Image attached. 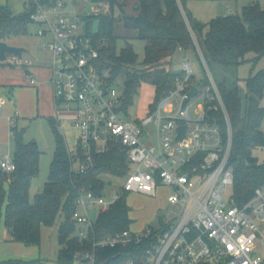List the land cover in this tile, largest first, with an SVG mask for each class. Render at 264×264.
I'll use <instances>...</instances> for the list:
<instances>
[{"label": "built area", "instance_id": "built-area-1", "mask_svg": "<svg viewBox=\"0 0 264 264\" xmlns=\"http://www.w3.org/2000/svg\"><path fill=\"white\" fill-rule=\"evenodd\" d=\"M25 8L30 11L29 24L37 27L35 36L43 40L50 57L32 60L8 54L0 63L22 62L32 85L36 80L31 67L48 68L41 83L52 90L57 122L70 121L79 131L77 151H71L77 173L90 169L93 156L106 154L114 145L125 151L130 168L122 178L120 192L96 195L91 189L78 190L73 214L78 236L87 239L93 231L95 220L90 211L95 210L97 217L123 196L125 200L132 193L156 197L159 186H169L173 191L167 198L168 210L159 216L164 219L159 228L132 231L129 227L95 240L93 248L149 242L144 254L118 264H262L256 249L258 244L264 245V181L255 188L252 200L243 207L235 204L230 194L233 172L228 167L231 124L199 47L197 54L208 83L194 82L191 64L184 58L183 74L175 76L172 87L150 114L132 121L121 117L127 112L122 85L107 82L97 68L98 44L87 33L84 14L66 0H27ZM194 86L197 93L183 104ZM195 99L199 102L193 105ZM7 104L0 94V122ZM219 110L224 114L226 136L215 116ZM17 115L15 111L6 116L8 123L16 122ZM180 126L186 127L181 140ZM78 150L82 160L76 157ZM15 168L13 155L0 156L1 171L10 174ZM226 198H230L229 204ZM77 255L76 264H96L94 252Z\"/></svg>", "mask_w": 264, "mask_h": 264}, {"label": "trees", "instance_id": "trees-1", "mask_svg": "<svg viewBox=\"0 0 264 264\" xmlns=\"http://www.w3.org/2000/svg\"><path fill=\"white\" fill-rule=\"evenodd\" d=\"M108 7L106 13H95L84 17L87 33L98 44L99 57L96 61L99 72L107 82L122 85L123 109L127 111L142 82L155 87L152 110L180 74L166 69L175 53L191 50L197 55V46L207 63L212 76V66L238 67L248 61L246 56L254 54L253 63L264 56V8L259 3L242 7L240 13L212 18L208 22L192 20L178 0H136V15L123 11L124 3L117 0H94ZM120 9L114 16L113 9ZM28 9L14 14L6 6H0V41L28 34ZM98 20V31L92 32ZM116 23L136 33V39L144 42L142 63L148 70L131 72L138 55L130 43L117 51L118 37L114 34ZM126 39V38H125ZM198 56V55H197ZM8 65L0 63V66ZM122 80V84L119 82ZM208 83V79H204ZM215 80V79H214ZM216 81L227 110L231 129L232 147L228 167L233 172L231 197L235 204L243 207L254 197L255 188L264 181V163H259L253 150L264 146V69L245 79L246 95L242 98L236 84L225 80ZM224 136L227 126L221 110L215 113ZM55 139V149L49 165L48 180L43 191L30 199V188L39 174L41 152L35 141L25 142L23 131L13 127L15 149L13 160L16 168L6 174L0 170V218L14 242L27 247L39 246L41 228L53 227L57 217L62 216L57 229L59 246L57 264H76L77 254L94 252L96 264H118L136 259L144 254L148 241L127 246L104 249L93 248L95 240L122 232L130 227V207L125 196L99 211L93 223V231L87 239L78 236V225L73 218L77 209L78 190L91 189L96 195H106V183L102 176L124 178L130 168L126 153L120 145H114L104 155L93 156V166L84 173L73 169L71 150L55 121L50 119ZM82 160L78 150L77 156ZM158 230H154L156 234ZM0 264H48L41 258L32 260L11 259Z\"/></svg>", "mask_w": 264, "mask_h": 264}, {"label": "rangeland", "instance_id": "rangeland-1", "mask_svg": "<svg viewBox=\"0 0 264 264\" xmlns=\"http://www.w3.org/2000/svg\"><path fill=\"white\" fill-rule=\"evenodd\" d=\"M183 13H186L192 20L208 22L212 18L218 16H226L230 14L240 13L242 7L251 4L259 3L264 8V0H178ZM72 8L78 9L79 12L88 16L95 13H106L108 7L100 5L96 1L82 2L81 0H66ZM24 10V9H23ZM120 9L115 7L113 9L114 16L119 15ZM132 15V14H131ZM35 25H28V34L22 37H15L7 39L5 42L12 46L23 47V59L43 60L50 57V53L46 49L43 40L35 36ZM114 34L118 36L117 51L130 43L134 51L138 55L137 63L130 68L131 72H141L148 70V66L142 63L144 55V42L136 39L135 34L130 33L124 29L122 24H115ZM126 38V39H125ZM198 55V54H197ZM193 51H177L172 58V61L166 65V69L174 74H183V61L186 58L192 67V76L195 83H200L207 77V71L204 68L200 58ZM254 54L250 53L246 56L245 63L238 67H220L212 66L214 76L217 81L225 80L228 84H236L239 88V94L242 98L246 95L245 79L250 75H254L261 69H264V56L253 63L251 59ZM33 77L36 84H30V80L23 73V63L17 62L0 66V94L5 96L8 104L2 111L3 118L0 122V156H5L14 153L15 138L10 134V128L16 127L17 130L23 131V138L25 142L35 141L41 152L39 161V174L33 179L30 188V199L34 200L36 194L43 191L44 184L48 180L49 165L53 157L55 149V139L50 124V119L55 121V124L63 135L68 148L72 152H76L78 148L79 131L71 124L70 121L62 120L57 122V110L54 108L52 99V90L48 85L42 84L41 81L46 76L48 68L32 66ZM45 69V70H44ZM44 70V72H43ZM122 84V80L119 81ZM155 95V87L149 83L142 82L138 88L137 93L133 98V103L127 109L126 114L121 117L129 120H139L145 118L150 114V106L153 103ZM195 99L193 105L198 103ZM261 106L264 107V97L261 101ZM194 106L190 110V115L194 116ZM17 112L16 122L9 124L6 116ZM264 132V119L261 125ZM253 155L258 159L259 163H264V146L253 150ZM106 183V194L111 192H120V187L123 179H118L112 176H102ZM169 186H159L157 188L156 197L146 196L141 194H129L126 198L130 207V218L132 220L130 229L132 231H142L148 227L157 229L159 224L164 223V219L158 216L160 211L166 212L168 210V195L172 192ZM231 194V192H230ZM230 198H226L229 204ZM62 216H58L56 225L53 227H45L49 230L48 238L50 237L52 243L57 239V228ZM1 228L4 231L8 230L4 227L1 221ZM264 233V226L261 228ZM45 235V233H44ZM45 235L44 239H47ZM47 242V241H46ZM29 250H38V246L23 247ZM29 248V249H28ZM33 252V251H31ZM19 254L20 252H16ZM256 253L262 257V264H264V245L258 244ZM58 255V253H57ZM25 257H19L25 260ZM38 257V256H36ZM39 258V257H38ZM17 259V258H16ZM31 259V258H29ZM37 259V258H32ZM50 264H57L56 259L48 260Z\"/></svg>", "mask_w": 264, "mask_h": 264}, {"label": "crops", "instance_id": "crops-1", "mask_svg": "<svg viewBox=\"0 0 264 264\" xmlns=\"http://www.w3.org/2000/svg\"><path fill=\"white\" fill-rule=\"evenodd\" d=\"M26 1L27 0H0V6L6 5L12 10V12L14 14H19V13L24 11L23 9H25ZM117 1L125 4L123 7V11L127 15H131V14L136 15L138 13L134 10V4L136 3V0H117ZM120 12L121 11H119V13ZM117 24H122V23H117ZM127 31H131V30H127ZM130 33L135 34V38H136V33L134 31H131ZM178 51H180V49ZM181 51H183V50H181ZM1 221L3 223L2 218H0V263L7 261V260H11V259H16V258L19 259V257H21V256L22 257L27 256L25 258V260H32V258H38L39 257L47 263H48V260H52V258H54V259H56V262H57V256H58L57 253H58V249H59L57 239H56V241H54V244H53L51 238L50 237L48 238V236H47V235H49L50 232H49V230H46L45 227L41 228V243L38 246V250L37 251L29 250V252H27L28 250L26 248H23V247H27V246H25L21 243H18V242H14L11 239V236L9 235V233L7 231H4L1 228ZM55 225H56V223H55ZM44 233H45V235L47 234L46 235L47 239H44V237H45ZM31 247H34V246H31ZM31 251H33V252H31ZM16 252H20V253L17 254ZM36 256H38V257H36ZM29 258H31V259H29ZM48 264H50V263H48Z\"/></svg>", "mask_w": 264, "mask_h": 264}, {"label": "water", "instance_id": "water-1", "mask_svg": "<svg viewBox=\"0 0 264 264\" xmlns=\"http://www.w3.org/2000/svg\"><path fill=\"white\" fill-rule=\"evenodd\" d=\"M98 31V20H95L93 23V28H92V32L96 33ZM25 48L23 47H17V46H12L7 44L4 41H0V62H4L7 58L8 54H14L17 55L19 58L22 57L23 52H25ZM26 74H29L28 71L25 72ZM118 87H120V84H117ZM198 89L196 86H194L188 93H187V97L184 99L183 104L188 101L192 96H194L197 93ZM185 130L186 127L185 126H180L179 127V136L178 139L181 140L185 137ZM163 212L160 211L158 213V216H162ZM89 216L92 220H95L96 215H95V210H92L89 212Z\"/></svg>", "mask_w": 264, "mask_h": 264}]
</instances>
